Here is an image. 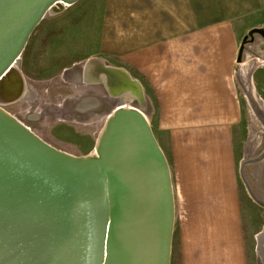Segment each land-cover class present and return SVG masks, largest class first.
<instances>
[{"label": "crops", "instance_id": "obj_1", "mask_svg": "<svg viewBox=\"0 0 264 264\" xmlns=\"http://www.w3.org/2000/svg\"><path fill=\"white\" fill-rule=\"evenodd\" d=\"M84 3L91 51L102 65L115 61L133 92L143 90L150 110L138 109L167 138L180 264H248L254 230L239 190L248 106L242 65L251 62L254 97L264 104V0ZM64 31L57 56L67 50Z\"/></svg>", "mask_w": 264, "mask_h": 264}, {"label": "water", "instance_id": "obj_2", "mask_svg": "<svg viewBox=\"0 0 264 264\" xmlns=\"http://www.w3.org/2000/svg\"><path fill=\"white\" fill-rule=\"evenodd\" d=\"M51 1L62 9L75 0H0V67L18 52ZM253 33L248 34L251 41ZM115 88L122 92L123 85ZM262 159L264 151L242 160L240 177L252 200L264 208L242 173L246 164ZM99 162L84 169L58 164L0 125V264H97L106 204L105 264L166 263L165 165L141 116L130 110L115 113Z\"/></svg>", "mask_w": 264, "mask_h": 264}, {"label": "rangeland", "instance_id": "obj_3", "mask_svg": "<svg viewBox=\"0 0 264 264\" xmlns=\"http://www.w3.org/2000/svg\"><path fill=\"white\" fill-rule=\"evenodd\" d=\"M85 0H75L71 4H65L64 8L57 5V1H51L46 4L39 20L36 22L26 37L21 43L18 52L13 55L4 66L0 67V78L9 74L12 70L10 67L18 64L19 73L24 77L28 86L34 85V79H40L46 83L51 78L56 77L53 84L56 88H51L55 93H61V97L51 98L50 94L45 96L46 87L43 88L41 97L42 103L37 109V102L18 101L14 105L0 104V114L6 116L1 117L3 120H8L10 123H16L26 129L36 149L41 152L49 149L51 151L59 152L68 162L63 164L68 166H75L78 169L92 168L94 164H100L99 155L96 158L94 151L97 148L98 137L106 126V120L110 114L115 110L122 109L123 106H129L138 109L143 107L146 109V116L149 113L150 107L146 105L143 90L136 94L141 95L142 103L130 99L119 98L114 105L108 103V93L105 88H101L102 100L97 109L87 107L85 112L76 113L74 110L80 104L83 94H92L94 89L86 86L80 89H74L73 86L62 83L66 86L62 89H57V81L61 80L62 70L70 68L73 65L84 64L88 58H100L99 54H93V40L95 33L90 25H85L83 20L86 17L87 5ZM54 12V14L51 13ZM70 27L71 31L68 29ZM66 29V31H64ZM64 31L65 52L63 56H57L54 50L61 48L59 34ZM91 39V40H90ZM83 50V51H82ZM91 51V52H90ZM82 52V53H81ZM90 52V53H89ZM81 56L78 57V54ZM85 53V55H83ZM91 54L92 56H89ZM77 56V57H76ZM107 65L114 67L117 63L113 60L106 62ZM118 66V65H117ZM71 74L69 71L65 72ZM134 75V74H133ZM137 76V74H135ZM49 84V83H48ZM50 85V84H49ZM140 86V85H139ZM142 89V88H141ZM246 88L241 89V94H245ZM99 93V91H97ZM140 93V94H139ZM63 97L73 98L65 102V107L70 108L71 112L66 120L60 121L57 117V107L62 104ZM248 97V96H247ZM249 98V97H248ZM39 100V99H38ZM248 100L247 119L244 123V128L240 136V163L244 159H254L262 154L264 151V122L257 117L256 105L252 101L250 104ZM50 103V104H49ZM257 104V103H256ZM46 107L43 113H39L40 109ZM139 110V109H138ZM256 111V113H255ZM259 116V115H258ZM8 118V119H7ZM146 120V119H145ZM149 136L154 143L158 154L164 162L166 172L167 192H170L172 197L171 212H172V228L169 234L168 249H167V264H180L178 242L174 233V219H175V202L173 200V187L170 183V176L168 172V164L171 165V158L168 153L167 138L160 137L158 132L154 129L152 122L144 121ZM30 146L32 144H29ZM37 151V150H36ZM48 151V150H47ZM38 152V151H37ZM39 153V152H38ZM40 154V153H39ZM43 154V153H42ZM249 156H246V155ZM45 155V154H44ZM69 159L74 163H69ZM109 154L106 156L105 163L108 162ZM240 165V164H239ZM243 177L246 180L248 187L260 199H264V159L259 162L246 164L242 169ZM239 190L242 203L244 205L245 213L248 215L247 219L250 228L254 230L246 240L248 264H264V258L257 252V241L255 234L264 228V208L256 204L246 190V186L239 178ZM249 218V219H248ZM264 248V241L262 243Z\"/></svg>", "mask_w": 264, "mask_h": 264}, {"label": "bare ground", "instance_id": "obj_4", "mask_svg": "<svg viewBox=\"0 0 264 264\" xmlns=\"http://www.w3.org/2000/svg\"><path fill=\"white\" fill-rule=\"evenodd\" d=\"M45 7H46V5H44L42 7L38 18L34 21L33 24H31V27L25 33L24 38L26 37V35L30 31V29L34 25H36V22L40 18ZM51 13L54 14L53 11H51ZM22 42H23V40H22ZM250 64H251V62H246L242 65V68H243L242 76L244 77V80H245L246 90L249 92V94H251V96L254 97V95H255L254 89H253L251 82H250V74H251ZM90 70H92L94 72L96 70L98 72V76H99L98 82L101 83V87L102 88L104 87L105 90L107 91V93H108L107 99H108V103L110 105H114L116 103V101H118L119 98H127V99L130 98V99L138 101L140 104L143 102L141 96L136 94L135 92H133L132 88H129L127 86V85H132V84H131V81L127 78V76L122 71L115 69V68H112V67H109V66L107 67L105 65H102L101 61H99V60L98 61H94V60L90 61V59H88V61L85 63V65L83 67V74H82L83 82L87 86L90 84V82L88 80V75H87ZM18 73L16 72V74H15L13 71H11L8 74V78H7L8 80L5 81V83L3 84V86L0 90V104L6 105V104L13 103V102L20 101V100H23V101L28 102V103H30V102L32 103V100H33L32 92H30L29 86L27 85V83H25V81L22 85L20 84L19 78H18ZM85 74L87 77H85ZM19 75H21V74L19 73ZM117 82L121 83L123 85V90H124L123 93L116 91V88H114V86H116V84L118 85ZM84 88H86V86ZM254 98L256 101L254 100L253 102L254 103L257 102V104L255 103L256 110L258 113L257 117L259 119H262L264 122V104L261 103L258 98H256V97H254ZM247 103H249L248 98H247ZM65 110H66L65 107L59 106L57 108V117L60 121L64 120L63 113ZM119 110H130L132 112H136V114H138L139 116L142 117L143 121H146L145 115L140 110H138L136 108H132L129 106H123V108L119 109ZM119 110H115L112 114H110L108 116V118L106 120V126L98 137L97 148H96V151H94V154H95L97 159L102 152L103 146H104L105 141H106L107 133L112 128L115 113ZM255 113H256V111H255ZM2 115H1V117L4 116V115L3 116ZM4 117H6V116H4ZM8 120L6 121V120H3L2 118H0V125L5 127L11 134H13L15 137H17L22 142L32 144L31 146L34 147V144L30 138V135L26 131V129L24 127H22L21 125H18L16 123H10V122H8ZM47 150H45L44 154L50 160H52L58 164H63L64 162H68V160L63 155H61L59 152L51 151L49 149H47ZM246 156H249V155L247 154ZM69 163H74V162L69 159ZM168 196L170 197L169 190H168ZM170 212H171V205L169 206V217H170L169 231L167 232V238H166L167 239V241H166L167 249H168L170 227H171V223H172V218H171ZM108 222H109L108 205L106 204L105 215L103 218V229H102V233H101V238H100L98 245H97V249H98L97 264H105L106 263L107 242H108V234H107ZM254 236H255L256 241H257V252L261 257L264 258V248L262 246V243L264 241V228L261 229V231L256 233ZM165 264H167V253H166V263Z\"/></svg>", "mask_w": 264, "mask_h": 264}, {"label": "flooded vegetation", "instance_id": "obj_5", "mask_svg": "<svg viewBox=\"0 0 264 264\" xmlns=\"http://www.w3.org/2000/svg\"><path fill=\"white\" fill-rule=\"evenodd\" d=\"M93 60L98 61L97 58H90V61H93ZM85 63L80 64V65H73L72 67L67 68V69L64 68L62 70L61 80L57 81V86H58L57 89H62V88L66 87V86H63L61 82L67 83V85H69V86H73L74 89H80L82 87L87 86L86 84H84L83 79H82L83 67H84ZM10 69L15 74H16V72L18 73V71H19L18 64L10 67ZM67 71H69L71 74L65 73ZM87 75H88V80L90 82V84L88 86L92 87V89H94L93 93H95V94H92L91 92L87 95L83 94L85 96H83L80 104H77L76 107H74V108L72 107V109L74 110L73 115L74 114L76 115V113L79 114V112H85V109L87 107L97 109V106H99L101 103L102 95H101L100 89L102 87H101V83L98 82V78H99L98 72L96 70H95V72L90 70ZM7 78H8V74H6L4 77L0 78V90L3 86V84L5 83V81L8 80ZM18 78H19L20 84L22 85L25 81L24 77L22 75H19V73H18ZM55 78L56 77H53V78H51V80H48L49 81L48 83L50 85L48 83L40 80V79H34V85L29 86L30 92H32V97H33L32 102H37V105H36L37 109L40 108V105L42 103L41 99H46L45 97H41L42 93L45 92V94H46L45 96H48L50 94L51 98H53L54 96L56 98L62 96L61 93L58 92V93L54 94V91L51 90V88H56V85L53 84L54 82H56V80H54ZM25 83H26V81H25ZM44 87L47 88L45 91L43 90ZM97 91H99V93ZM61 99H62L63 103L60 104L59 106L65 107V102H67L68 100H71L73 98L63 97ZM17 102L18 101L6 104V106L14 105ZM45 109H46V107L44 106L43 108L40 109L39 113H43ZM65 109L66 110L63 113L64 120H66L65 118H67V116H69V114L71 112V107L70 108L65 107Z\"/></svg>", "mask_w": 264, "mask_h": 264}, {"label": "trees", "instance_id": "obj_6", "mask_svg": "<svg viewBox=\"0 0 264 264\" xmlns=\"http://www.w3.org/2000/svg\"><path fill=\"white\" fill-rule=\"evenodd\" d=\"M257 30H253V32H256Z\"/></svg>", "mask_w": 264, "mask_h": 264}]
</instances>
